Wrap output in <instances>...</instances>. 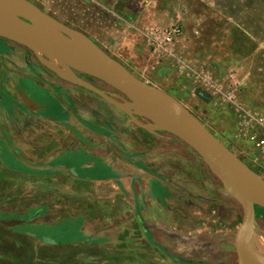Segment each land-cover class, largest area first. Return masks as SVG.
<instances>
[{
    "label": "rangeland",
    "instance_id": "rangeland-1",
    "mask_svg": "<svg viewBox=\"0 0 264 264\" xmlns=\"http://www.w3.org/2000/svg\"><path fill=\"white\" fill-rule=\"evenodd\" d=\"M28 1L97 45L119 28L117 16L127 11L159 7L168 20L184 17L178 62L158 57L159 66L155 64L152 73L140 80L177 99L264 179V146H258L264 139V0ZM71 74L119 102L133 114L132 124L143 126L146 135L155 132L182 144L184 159L179 154L178 161L184 164L183 173L192 171L191 155L200 158L180 139L144 118L117 90L60 62L54 67L53 59L0 38V97L5 103L1 105L8 107L0 111V264H201L193 256L181 259L176 253L178 236L183 241L178 225L187 233L185 241L193 239L195 230L193 222L182 224L178 216L199 221L200 200L187 196L177 203L175 198L163 208L155 203L168 195L161 187L164 167L171 166L177 173V160L167 165L165 157L171 152L175 157L181 150L153 138L147 151H137L135 144L143 136L139 131L105 140L85 125L86 134L79 118L70 122L64 112L56 125L27 108L19 96L26 78L36 88H54L51 98L63 99L64 90L68 92L65 86L74 85L65 79ZM8 82L14 86L9 88ZM198 89L212 99L199 98ZM66 101L65 107L73 110ZM85 165L91 166L89 176L105 178L82 181L72 174ZM201 166H207L202 159ZM13 220L23 222L3 224ZM250 235L264 237L263 209H256ZM232 259L238 264L235 254Z\"/></svg>",
    "mask_w": 264,
    "mask_h": 264
},
{
    "label": "crops",
    "instance_id": "crops-1",
    "mask_svg": "<svg viewBox=\"0 0 264 264\" xmlns=\"http://www.w3.org/2000/svg\"><path fill=\"white\" fill-rule=\"evenodd\" d=\"M151 1L153 0H150V2ZM118 16L119 28L117 29V27H115V29L110 31L109 35L102 40V45L99 46L140 80V78L146 76V74L152 73V68L155 69V64L159 66V59H163L158 54L150 51L146 35L154 29H167L176 25L180 26L183 30L180 21L182 23L184 17L181 18V16L178 15L176 20H168L165 18L166 16L162 17L159 7H148L143 9V12L127 11L119 17ZM113 21L115 22V20ZM177 46L175 48L174 56L167 57V59H173L178 62L179 57L177 56L178 53H176ZM23 79V81H25L24 83L29 85L28 87L23 83V90H25L24 93L39 108L34 112L41 113V118L50 120L56 125H59V122H61V116L64 112L68 113V121L70 120V122H74L76 121V118H79L80 129L86 131V134L89 133V129L86 127L88 126L99 131L100 135L99 133L98 135L105 140L108 139V136L115 138L117 137L116 135L125 136L126 133H130V136H133V133L139 131L138 133H142L143 136L139 142L135 144L139 147L137 151H147V149L152 146L151 142L153 138L160 142L165 141L167 145H172L176 150H181L176 151L175 157L171 156L172 152L169 156L165 157V159H167V165L172 164V160H177V162H175L177 173L173 172V167L171 166L164 167V170L167 172L162 173H164L163 176L166 177V179L161 181V187L166 190L168 195H166L164 201L158 200L155 202L163 208L165 204L169 205V203H172L175 198L177 199V203H180L178 202L179 198L187 196L193 198V200H200L198 203L199 221L195 219L192 221L188 220L189 218L185 215L182 217L181 215L178 216V222H182V224L193 222L195 230L191 234V236L194 235L193 239L190 237V241L189 239L185 241L187 233L183 227L178 225L177 234L182 235L183 241H181L178 236V246L176 248L177 257L181 259H190L188 257L193 256V261L198 260L201 264H234L232 257L235 254L236 261L239 264L236 250V236L243 222V217H241V213L243 212L242 206L233 194L227 190L223 182L208 165L201 166L200 158L190 154V161L192 164L190 170L192 171L185 174L183 173L184 164H179L178 161L180 155L182 160L184 159V146L177 143L173 138L150 131L146 135L143 126L132 124L131 119L127 114L102 100L94 93L79 86H65V89H68V92L67 90H64L66 97L63 99L55 98V100L51 98L55 97L54 88L52 89L48 85L36 88L34 82L32 83L26 78ZM6 85L9 88L14 86L12 82H8ZM8 95L15 99L13 97L14 95L11 93ZM67 95H69V98L70 96H74V99H69ZM66 100L70 101L74 113L73 110L69 111L65 107ZM1 104L5 103L3 102V98L1 99L0 97V111H8L7 105ZM53 108L56 109L57 113L53 112ZM143 137H147L148 140L144 141ZM42 157L43 156H39L40 159L38 161H41ZM55 165L59 166L61 163ZM89 167L91 166H82L76 169L72 174L82 181H98L105 178L89 176L91 173ZM132 169L139 173L137 167H132ZM152 188L153 187L150 184L148 190L152 192ZM164 224H166V222H164ZM166 227L168 226L166 225ZM191 241L194 244L192 248H190ZM196 243H199V245ZM180 244L184 245V247L181 248L179 246ZM168 251L172 250L169 249ZM192 251L193 254L190 253ZM249 254L248 246V255ZM196 256L199 257L196 258Z\"/></svg>",
    "mask_w": 264,
    "mask_h": 264
},
{
    "label": "water",
    "instance_id": "water-1",
    "mask_svg": "<svg viewBox=\"0 0 264 264\" xmlns=\"http://www.w3.org/2000/svg\"><path fill=\"white\" fill-rule=\"evenodd\" d=\"M0 38L24 46L36 55L58 60L80 74L107 84L132 101L140 114L161 131L193 149L240 202L243 222L236 236L238 261L239 264H255L248 257V237L256 219V209L264 210V179L235 156L177 99L142 82L84 33L48 16L28 0H0ZM69 77L65 79L94 93L134 120L132 113L100 88L73 74ZM196 95L205 102L212 99L201 89ZM19 96L30 110L39 109L24 92L20 91ZM22 222L13 220L3 224L14 226Z\"/></svg>",
    "mask_w": 264,
    "mask_h": 264
},
{
    "label": "built area",
    "instance_id": "built-area-1",
    "mask_svg": "<svg viewBox=\"0 0 264 264\" xmlns=\"http://www.w3.org/2000/svg\"><path fill=\"white\" fill-rule=\"evenodd\" d=\"M182 35V28L176 25L167 29H154L146 35V38L151 52L167 58L174 56L175 48ZM258 146H264V139L259 141Z\"/></svg>",
    "mask_w": 264,
    "mask_h": 264
},
{
    "label": "bare ground",
    "instance_id": "bare-ground-1",
    "mask_svg": "<svg viewBox=\"0 0 264 264\" xmlns=\"http://www.w3.org/2000/svg\"><path fill=\"white\" fill-rule=\"evenodd\" d=\"M58 62V63H57ZM54 67L59 65L58 60L53 59ZM253 234V233H252ZM248 241L249 255L251 262L257 264H264V237L258 235H250Z\"/></svg>",
    "mask_w": 264,
    "mask_h": 264
}]
</instances>
